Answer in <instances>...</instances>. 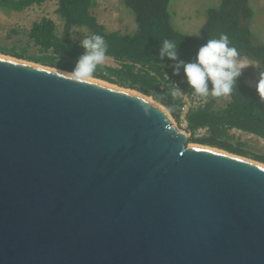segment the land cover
<instances>
[{
    "label": "water",
    "instance_id": "95a60500",
    "mask_svg": "<svg viewBox=\"0 0 264 264\" xmlns=\"http://www.w3.org/2000/svg\"><path fill=\"white\" fill-rule=\"evenodd\" d=\"M123 89L0 55V264H264V164Z\"/></svg>",
    "mask_w": 264,
    "mask_h": 264
},
{
    "label": "trees",
    "instance_id": "16d2710c",
    "mask_svg": "<svg viewBox=\"0 0 264 264\" xmlns=\"http://www.w3.org/2000/svg\"><path fill=\"white\" fill-rule=\"evenodd\" d=\"M48 1L0 0V10L22 12ZM171 1L124 0L126 7L135 15L136 28L131 34H123L120 31H109L98 21L94 12L96 0H55L56 14L63 21L62 31L58 32L53 19L45 17L33 23L25 33L28 37L27 43L38 49L39 56L27 54L26 48L21 53L4 48H0V52L70 72L85 51L80 42L71 37L72 31L85 29L89 37L99 34L106 40L107 57L114 64L98 66L94 78L153 98L179 122L181 102L178 96L171 95V91L175 85L187 94H193V90L185 82L182 70L179 76H174L173 69L169 66L173 62L167 58L160 60L159 48L164 39L174 41L180 58L187 62L196 56L199 47L208 39H218L222 33L227 34L229 46L236 47L240 57L259 63L262 70L264 43L256 41L251 27L256 15L253 0H222L218 8L209 9L201 38L190 37L173 26L169 10ZM18 33L14 30L11 34ZM247 77L248 73L243 71L237 88L223 106H219L217 98L208 96L204 107L191 111L187 115L186 131L191 133L193 143L264 164L263 154L252 152L247 143L233 134V131L237 130L264 141V104L259 103V97L255 89L248 84ZM201 127H207L208 133L197 138L195 132Z\"/></svg>",
    "mask_w": 264,
    "mask_h": 264
},
{
    "label": "rangeland",
    "instance_id": "374dc122",
    "mask_svg": "<svg viewBox=\"0 0 264 264\" xmlns=\"http://www.w3.org/2000/svg\"><path fill=\"white\" fill-rule=\"evenodd\" d=\"M221 2L222 0H172L169 9L172 15V24L177 30L190 37L201 38L208 10L218 8ZM96 3V7L94 8L95 15L98 21L104 24L109 31H120L123 34H131L135 31V15L126 7L124 0H96ZM253 4L256 15L251 27L254 30L256 41L264 43V0H253ZM56 8L55 0H49L41 6H33L22 12L0 10V48L13 51L14 53H21L26 48L28 49L26 51L27 54L39 56L38 49L31 46L32 44L29 45L27 43L28 37L25 33L30 30L33 23L45 17L51 18L56 22L57 30L60 33L63 28V21L56 14ZM14 30L19 33L11 34ZM71 37L75 41L80 42L84 37H89V33L85 29H74ZM0 55L15 58L12 55H5L1 52ZM241 59L243 71L248 73L247 82L250 85V82L256 80L257 71L262 70L261 66L259 63L248 60L245 57H241ZM105 64L113 65L114 63L111 59L107 58ZM217 99L219 106H223L228 97ZM172 119L175 124L183 129L175 118L172 117ZM187 133L190 136L189 143L191 145H200L193 143L191 141V133L188 131ZM233 134L241 141L247 143L252 152L264 155L263 140L250 134Z\"/></svg>",
    "mask_w": 264,
    "mask_h": 264
},
{
    "label": "clouds",
    "instance_id": "9594fccd",
    "mask_svg": "<svg viewBox=\"0 0 264 264\" xmlns=\"http://www.w3.org/2000/svg\"><path fill=\"white\" fill-rule=\"evenodd\" d=\"M229 45L228 35L222 33L218 39H208L199 47L196 56L186 62L180 58L176 43L164 39L159 48V58L161 61L167 58L173 62L169 66L173 69L174 76H179L181 70L183 71L185 82L193 90L194 96L229 97L237 88L238 79L243 75L244 69L238 49ZM80 46L85 51L77 59L73 70L63 72L68 81L89 85L94 79L98 66L105 64L108 58V44L103 36L93 34L84 37L80 41ZM256 76V80L250 82V86L255 89L259 103L264 104V70L257 71ZM180 91L176 85L171 95L176 97ZM141 107L146 115L150 114V105L142 102Z\"/></svg>",
    "mask_w": 264,
    "mask_h": 264
},
{
    "label": "built area",
    "instance_id": "2783aa9c",
    "mask_svg": "<svg viewBox=\"0 0 264 264\" xmlns=\"http://www.w3.org/2000/svg\"><path fill=\"white\" fill-rule=\"evenodd\" d=\"M175 88H176V85L174 86V89ZM179 88L181 90L179 92V94L177 95L180 99V102H181L179 124L186 131V129L188 127L187 115L191 111H194V110H197L199 108L204 107L206 102H207V98H198V97L194 96L193 94L185 93L181 87H179ZM207 133H208V128L207 127H201V128L196 130L195 137L201 138L203 136H206ZM233 133L246 134V133H243V132L237 131V130H234Z\"/></svg>",
    "mask_w": 264,
    "mask_h": 264
},
{
    "label": "bare ground",
    "instance_id": "6f19581e",
    "mask_svg": "<svg viewBox=\"0 0 264 264\" xmlns=\"http://www.w3.org/2000/svg\"><path fill=\"white\" fill-rule=\"evenodd\" d=\"M6 57H7V56H6ZM8 58H10V57H8ZM92 81H96V82L101 83V84H104V85H108V86H111V87H114V88H118V87H116V86H114V85H111V84H108V83L102 82V81L97 80V79H93ZM123 90L126 91L127 89H123ZM127 92L132 93V94H134V95H137V96H139V97H142L143 99L147 100L148 102H150V103H152V104H154V105L159 106V107L162 109V106L158 105L157 103H155L154 101H152V99L147 98V97H145L144 95H141V94H139V93H137V92H135V91H133V90H127ZM193 146L203 147V146H200V145H193ZM203 148H206V147H203ZM207 148H210V147H207ZM213 150H217V149H214V148H213ZM222 152H223V151H222Z\"/></svg>",
    "mask_w": 264,
    "mask_h": 264
},
{
    "label": "crops",
    "instance_id": "0c3cea01",
    "mask_svg": "<svg viewBox=\"0 0 264 264\" xmlns=\"http://www.w3.org/2000/svg\"><path fill=\"white\" fill-rule=\"evenodd\" d=\"M253 136V135H252ZM262 140V139H261Z\"/></svg>",
    "mask_w": 264,
    "mask_h": 264
}]
</instances>
